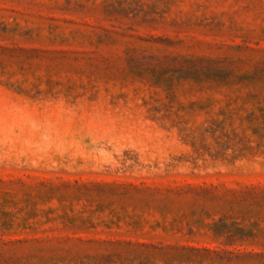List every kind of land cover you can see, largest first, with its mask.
Returning <instances> with one entry per match:
<instances>
[{"label": "rangeland", "instance_id": "obj_1", "mask_svg": "<svg viewBox=\"0 0 264 264\" xmlns=\"http://www.w3.org/2000/svg\"><path fill=\"white\" fill-rule=\"evenodd\" d=\"M0 264H264V0H0Z\"/></svg>", "mask_w": 264, "mask_h": 264}]
</instances>
